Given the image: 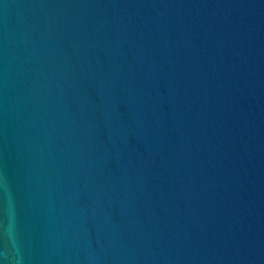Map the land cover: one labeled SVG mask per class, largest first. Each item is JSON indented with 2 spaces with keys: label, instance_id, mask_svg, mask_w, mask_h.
I'll return each mask as SVG.
<instances>
[{
  "label": "water",
  "instance_id": "1",
  "mask_svg": "<svg viewBox=\"0 0 264 264\" xmlns=\"http://www.w3.org/2000/svg\"><path fill=\"white\" fill-rule=\"evenodd\" d=\"M0 264H264V0H0Z\"/></svg>",
  "mask_w": 264,
  "mask_h": 264
}]
</instances>
